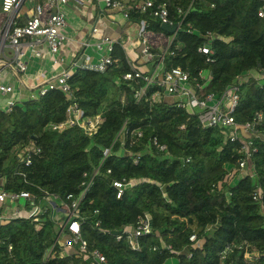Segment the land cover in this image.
Instances as JSON below:
<instances>
[{
    "label": "trees",
    "instance_id": "1",
    "mask_svg": "<svg viewBox=\"0 0 264 264\" xmlns=\"http://www.w3.org/2000/svg\"><path fill=\"white\" fill-rule=\"evenodd\" d=\"M153 3H165L174 22L178 18L175 6L185 8L191 3L170 46L172 54L164 56L163 69L180 67L188 73L192 88L204 84L203 70L210 77L202 92L216 96L236 76L248 70L264 71V0ZM259 9L263 16L257 14ZM144 17L150 30L171 35L160 28L158 19L130 11L132 22ZM189 28L194 32L188 33ZM207 32L221 38L208 42ZM205 44L210 48L209 61L198 51ZM110 55L117 62L103 72L75 68L67 80L69 95L50 89L37 99L15 102L9 111L0 109V178L4 179L0 185L10 192L28 190L38 198L47 193L63 199L67 194L78 196L82 181L97 168L79 204L80 216L89 219L81 221L80 233L87 250L97 249L108 264H167L174 256V264H264V137L251 138L253 174L238 177L241 144L229 140L226 128L202 127L196 113L170 99L152 101L154 92L163 94L154 85L137 100L134 92L144 82L122 78L131 65L121 43L113 45ZM72 104L89 117L102 111L95 134L89 136L77 125L51 128L66 119ZM259 111L264 114V80L240 84L235 121H249ZM123 124L128 131L142 132L131 146L125 138L126 150L116 138ZM255 129L264 135V117ZM153 136L166 145V152L151 145ZM28 145L38 151H31L30 164L24 165L19 152ZM106 147L111 152L103 157ZM122 177L135 184L116 198L111 182ZM256 188L261 194L254 200ZM144 214L151 217L153 233L141 239V250H132L124 238L116 240L112 231L133 226ZM59 228L50 211L42 212L37 222L16 217L0 224V264H89L88 253L78 255L76 246L60 256ZM192 232L203 243L191 248L188 257L185 249ZM159 238L173 252L152 250L160 245ZM244 242L259 254L256 260L243 258L238 246ZM227 247L230 250L221 259Z\"/></svg>",
    "mask_w": 264,
    "mask_h": 264
},
{
    "label": "built area",
    "instance_id": "2",
    "mask_svg": "<svg viewBox=\"0 0 264 264\" xmlns=\"http://www.w3.org/2000/svg\"><path fill=\"white\" fill-rule=\"evenodd\" d=\"M70 0H42V2H36L29 15L26 17L24 22L19 23L17 17L8 18L3 24L0 30V54L4 50L5 41L13 51L12 58V69L17 73H24L27 69L26 66V53L25 48L29 49V56L39 57L41 55V48L39 45H45L47 52L52 55V63L58 64L60 58L58 57V52L67 40L68 36L66 34L67 20L64 12V5ZM80 2V0H73ZM24 0H0V10L4 13H11L17 10ZM104 7L115 9L121 12L122 16L131 21L130 11H135L142 15H148L153 18L158 19L160 24L173 25L177 24V28L174 33L168 35L166 46L160 52H152L149 49L147 43V37L145 32L149 29V21L146 17L142 18L138 22V35L141 45V54L145 56L147 61H151L153 64V69L148 72H142L137 69L134 64L129 60L131 65V71L125 72L122 75L124 80H132L134 78H140L144 84L140 86L134 92V97L139 100L145 95L147 87L154 85L158 88H162L163 94L166 96L176 97V106L179 108H186L192 113H196L198 121L202 127H212L218 126L226 128L229 132V140H238L241 144L240 151L243 153V157L238 160V172L245 175H252V166L250 165L251 153L255 148L251 147V138L254 136L264 135L259 134L255 127L259 125L264 117V114L259 111L255 113L253 118L249 121L239 123L234 119L235 109L239 102V85L245 83L249 80L260 81L264 80V71L260 72L259 78L253 79L250 77V73L247 72L235 77L234 81L228 85L220 96H216L213 93L203 94L202 90L205 86L204 84H196L195 89L189 83L188 73L181 69L180 67H171L167 70L163 69V60L166 54H172L170 51V46L175 38L176 32L180 29L182 22L184 21L186 15L191 10V3L187 7L182 8L181 6H175L177 21H173L170 18L167 5L165 3H160L155 5L153 0H102ZM257 14L263 16L262 9H259ZM98 29L96 26L91 29V36L97 33ZM188 33L194 32L192 29H187ZM207 41L210 42L213 39H220L221 36L216 33L207 32ZM118 43L106 36H101L95 42V47L97 51H100V55L96 61H92L89 54L82 52L83 62L81 64H76L73 62L70 68L63 69L60 71L52 80L44 79L43 83H38L34 87L35 92L31 94L32 99H37L43 95L46 91L50 89L58 88L62 90L65 94H71V88L67 82L70 75L73 73L75 68H83L87 70H92L96 72H103L108 66H111L117 62L110 52L113 49V45ZM81 46H90L89 40L84 41ZM198 51L206 56V61H209L210 48L208 45H202L198 47ZM28 57V55H27ZM201 76V72H200ZM11 91V86L6 84H0V93L5 94ZM163 94L156 91L152 94V101H159ZM14 103L8 102L7 108L4 111H9ZM102 121V111H99L92 117L85 116L80 108L76 104H72L67 109L66 119L58 124L51 125L52 129H62L66 126L77 125L86 134L92 136L98 130L99 124ZM127 135V136H126ZM142 136V132L139 129L128 131V128L123 124L121 129L118 131L116 138L121 139V146L123 150L125 149V138L130 139L129 146H131L138 138ZM151 145L155 146L160 151L166 152V145L158 142L156 136L151 138ZM31 151L37 152L38 148L26 150L23 148L19 152L21 156V161L24 165H29L31 160ZM111 152V147L103 148L102 155L106 157ZM188 161V159H186ZM133 162H137V158L133 159ZM98 169L95 168L90 177L82 181V189L78 196H73L72 194H67L65 198L61 199L55 194L43 193V195L38 198L28 190H21L19 192H10L5 190L0 185V204L4 203H20L25 201L26 210L14 209V217H24L32 219L33 221H38L39 215L42 212L47 211V207H42L40 201H49L51 198L59 202L60 207L64 211L65 221L60 227L58 232V237L63 235L64 228H66L67 235H63L62 240L56 239V242L60 245V251L67 250L68 252L64 254L59 252L60 256L67 255L76 246V253L78 255H83L88 253L90 257L89 264H108L105 256L97 249L87 250L86 240L82 238L80 233L81 221H88L85 217H81L79 213V204L81 199L85 196L86 192L89 190L93 183L94 176L97 174ZM109 172V170H107ZM87 176L86 173H83ZM112 186L116 189V198H119L124 190L135 184L134 180L126 179L124 177L120 179H115L111 182ZM260 190L256 188L252 194L254 200L260 199ZM96 211V210H95ZM10 218H6V220ZM4 221V218H2ZM8 222V221H7ZM94 225L99 226V221H95ZM153 233V226L151 222V217L148 214H144L139 217L133 226L124 228L120 230L118 234L115 235L116 240L124 238L132 250H141V239ZM160 245H153L152 250L159 251H171L173 249L170 244L162 241L161 238ZM189 246L186 247L185 253L189 257L191 255L190 249L200 247L203 243V238L198 237L195 232H192L188 236ZM61 242V243H60ZM242 251V256L248 261L256 260L259 254L256 251H250L247 243H242L238 246ZM10 249V246H9ZM52 247L48 250V254L51 253ZM230 250V247L225 248L221 252V259L226 255V251ZM74 252V251H73ZM176 255L180 252L176 251Z\"/></svg>",
    "mask_w": 264,
    "mask_h": 264
},
{
    "label": "crops",
    "instance_id": "3",
    "mask_svg": "<svg viewBox=\"0 0 264 264\" xmlns=\"http://www.w3.org/2000/svg\"><path fill=\"white\" fill-rule=\"evenodd\" d=\"M122 1L126 2L128 0ZM36 2H42V0H24L18 9L11 13H4L0 10V30L8 18L16 16L19 23L24 22ZM63 9L67 20L65 30L68 38L58 52L60 58L58 64L52 63V55L47 52L46 46L41 44L39 48H41L42 53L39 57L31 54L29 56V49L25 48L27 69L24 73H17L12 69L13 51L5 41L4 50L0 54V84L11 86V91L5 94L0 93V109H6L10 101L15 103L30 99L31 94L35 92L36 87L34 86L36 84L43 83L44 79L52 80L60 71L70 68L73 62L81 64L83 62L82 52H86L90 55L92 61H96L101 52L97 51L95 42L101 36H106L121 43L128 59L140 71L148 73L153 69L152 62L147 61L140 51L138 23L125 19L118 10L104 7L102 0H80L79 3L70 0L64 5ZM94 26L97 27L98 31L94 36H91V29ZM145 36L152 52H160L166 46L168 35L148 30L145 32ZM87 40H89L90 46L84 49L81 44ZM249 73L251 78H259L260 72L250 70ZM201 77L205 79L206 85L210 77L209 72L207 70L201 71ZM163 98L176 99V97L164 94ZM25 148L30 150L32 145ZM238 177H242V174H239ZM3 181L4 179L0 178V184ZM40 204L42 207H47L51 218L61 227L65 221V215L59 202L51 198L49 201H40ZM27 208L25 201L0 204V224L6 223L8 221L6 218L14 217V209L26 210ZM2 218H4V221ZM60 252L66 254L68 251ZM170 259L166 261L171 263L172 259Z\"/></svg>",
    "mask_w": 264,
    "mask_h": 264
},
{
    "label": "water",
    "instance_id": "4",
    "mask_svg": "<svg viewBox=\"0 0 264 264\" xmlns=\"http://www.w3.org/2000/svg\"><path fill=\"white\" fill-rule=\"evenodd\" d=\"M160 28L165 31L168 32L170 34L174 33L176 28H177V24H173V25H168V24H160ZM119 231H112V234L116 235L118 234Z\"/></svg>",
    "mask_w": 264,
    "mask_h": 264
},
{
    "label": "rangeland",
    "instance_id": "5",
    "mask_svg": "<svg viewBox=\"0 0 264 264\" xmlns=\"http://www.w3.org/2000/svg\"><path fill=\"white\" fill-rule=\"evenodd\" d=\"M82 61H83V59H82ZM79 62H81V61H79ZM60 230V229H59ZM64 238V236L63 235H61L60 236V240H62ZM170 259V258H169ZM171 259H172V261H171V263L168 261L167 262V264H172V263H175L176 262V260H177V258L174 256V257H171ZM170 259V260H171Z\"/></svg>",
    "mask_w": 264,
    "mask_h": 264
}]
</instances>
